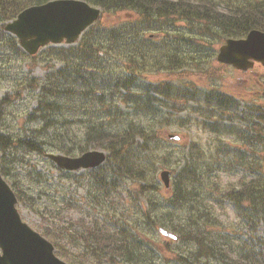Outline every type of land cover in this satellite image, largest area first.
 I'll return each mask as SVG.
<instances>
[{"label":"trees","instance_id":"trees-1","mask_svg":"<svg viewBox=\"0 0 264 264\" xmlns=\"http://www.w3.org/2000/svg\"><path fill=\"white\" fill-rule=\"evenodd\" d=\"M45 1L48 0H0V50L32 59L45 54L61 63L51 67L43 79L29 78L27 86L39 90L37 105L30 116L42 119L46 126H54L63 119L79 122L81 127L83 124V141L78 152L94 148L106 151L104 163L84 170L95 175L100 196L110 198L127 179L129 192L136 198L156 189L150 180V170L131 160V154L140 150L151 153L153 144H150L157 143L160 132L155 123L147 126L136 122L121 106L131 104L133 116L146 117L157 125L162 116L169 117L164 108L175 112L176 107L183 109L193 102L194 111L207 118L215 117L214 122L205 124L210 131L236 135L242 141L241 147L232 153L237 166L221 159L230 153L224 145L210 153L215 165L224 170L239 166L244 175L236 184L221 188L218 194L212 190L206 192L212 201L206 204L196 197L198 187L202 186L201 178L212 172L208 160H195L200 157L191 156L179 170H173L172 191L166 203L173 208L187 207V215L184 223L175 224L172 218L167 222L177 239L187 240L194 246L189 255L171 252L173 258L185 264H200L201 258L223 264H264V235L259 228L260 223L264 225V160H261L264 110L255 108L249 117L246 108L225 93L197 89L190 82L173 84L168 80H151L148 76L154 72L187 74L192 70V74L211 77L213 73L200 64L207 62V59L201 62V48H208L211 42L203 33L194 36L192 31H185L176 21L204 22L207 24L204 33L212 26L217 36L240 37L253 28L264 31V0H225L220 4L215 0H86L99 6L101 14L79 40L69 46L47 45L30 56L20 47L17 38L4 30V24L23 8ZM129 12L132 15L128 17ZM122 14L127 18L123 19ZM149 33L158 37H149ZM161 41L163 44L158 45ZM205 54L206 58H212L214 52L206 50ZM19 95L15 90L0 98V120ZM66 109L75 118H66ZM120 119L126 124L112 129ZM256 144H261V150L253 147ZM18 145L41 155L47 152L44 141L36 137H14L0 130L2 154ZM56 151L66 155L75 153L65 146L56 147ZM198 153L201 155L199 150ZM0 172L6 180L10 176L2 159ZM12 186L18 201H22L20 189L14 182ZM102 202L99 215L89 222L83 218L70 221L76 253L67 249L60 234L43 227L41 234L53 242L56 254L71 264H100L102 260L105 264H150L148 254L140 246L143 240L139 232L118 213L108 216L107 207H101ZM224 204L235 210L238 224L231 227L232 231L222 225L224 229L214 234L209 228L211 209Z\"/></svg>","mask_w":264,"mask_h":264},{"label":"rangeland","instance_id":"rangeland-1","mask_svg":"<svg viewBox=\"0 0 264 264\" xmlns=\"http://www.w3.org/2000/svg\"><path fill=\"white\" fill-rule=\"evenodd\" d=\"M215 1L218 4L225 2V0ZM130 14L132 13H127V15ZM122 18L126 19L127 16L122 14ZM176 23L182 26L185 31H192L191 34L194 36L203 33V36L211 42L208 48H201L203 52L201 62L205 59L207 62L200 64L203 69L207 67L208 72L213 73V75L211 77L195 75L192 74V70L187 71L188 75L179 72L173 75H168L165 72H154L148 74L149 79L168 80L174 83L191 82L198 87L219 89L238 99L246 108L249 117L255 108L264 110V96L262 95L264 68L261 65L255 64L252 69L245 73L235 71L229 66H223L217 63L215 59L217 49L225 39L222 34L215 35L213 33L215 28L212 26L204 33L207 25L204 22L176 21ZM168 32L172 34V29H169ZM195 40L199 41L197 38ZM161 44H163L162 41L158 45ZM206 50L214 52L212 58H206ZM53 59L45 54L36 55V58L32 59L20 53L0 50V98L6 92L11 93L15 90H18L20 94L5 110L3 119L0 120V130L9 132L14 137H36L44 141L47 152H59L56 151V147L65 146L75 152L73 155H79L78 146L83 141L84 125L82 123L81 127L79 122H66L63 119L54 126H46L42 119L30 116L37 105L39 90H32L27 86V82L31 76L43 79L51 67L61 64ZM121 107L136 122L147 126L155 123V127L157 126V130L160 132L157 143L150 144H153L151 153L148 150H140L131 154L133 156L131 160H135L138 165L150 170V180L154 183L156 190L148 191L133 198L128 188L130 181L124 179L119 190L113 191L110 198L103 199L100 196L95 175L91 172L79 170L65 174L44 155L28 151L22 145H18L5 154L0 151V159L5 160L10 172L7 179L8 183L11 185L14 182L20 189L22 201H18L16 207L22 220L34 230L41 234V227H43L55 234H60L67 249L76 253L77 248L72 241L74 229L70 230V221L83 218L89 222L99 215L100 203L104 200L101 207L103 209L104 206L107 207L108 216L112 215L113 212L118 213L119 216L127 219L135 231L139 232L143 240L140 246L142 251L148 254L147 258L150 264H185L176 261L171 252L189 255L190 251L194 249L192 243L182 239L169 240L160 234L158 227L161 226L172 231L170 222H167L169 218H172L175 224L184 223L187 207H169L166 203V197L171 194L172 189L171 187L168 189L164 187L159 173L162 169L170 170V183L172 185L173 170H179L186 160H191V156L200 157V159L194 158L195 160H208V168L212 172L206 178H201L202 186L198 187L201 192L197 190L199 196L196 199L200 200L201 198L206 204H211L212 201L209 200L210 197H207L206 192L212 190L216 194L220 193L224 186L236 184L239 178L244 175V171L239 166L229 170L220 169L215 165L210 153L224 145L230 149V155L221 156V159L228 160L233 166H237L238 164L232 160V158L234 159L232 153L236 148L241 147L242 141L237 139L235 135L224 134L220 136L205 129L203 122L201 125L199 124L202 117L194 112L190 105L183 109L178 106L175 112L164 108V111L170 113L169 117L162 116L157 125L156 122L146 117L133 116L131 104ZM166 112L164 113L166 114ZM64 114L70 120L75 118V115L68 109L64 111ZM213 119L206 118L207 121ZM124 124L126 121L120 119L112 126V129L121 128ZM173 133L179 135L181 139L172 141L166 137L167 134ZM253 147L260 149L262 146L256 144ZM261 156V160H264V152H261ZM13 189L15 188L13 187ZM93 194H95V198ZM119 194L122 195L119 197ZM209 218L212 223L209 228L213 230L214 234L219 233L224 228L232 231L231 227L238 224L235 210L228 204L221 207L215 205L211 209ZM222 225L224 228L221 227ZM259 228L264 235L262 223L259 224ZM105 263L102 260L100 264ZM199 263L223 264L219 261H205L203 258L200 259Z\"/></svg>","mask_w":264,"mask_h":264},{"label":"water","instance_id":"water-1","mask_svg":"<svg viewBox=\"0 0 264 264\" xmlns=\"http://www.w3.org/2000/svg\"><path fill=\"white\" fill-rule=\"evenodd\" d=\"M100 9L84 0H49L20 11L4 29L19 39L21 47L35 54L46 44L73 43L99 16ZM217 60L246 71L254 61L264 65V31L251 29L245 38H228L219 47ZM168 138L177 140L176 134ZM58 167L65 170L95 168L106 159L105 151L91 149L76 156L47 153ZM166 188L170 171H160ZM14 191L0 173V264H70L54 252V245L25 221L16 207ZM159 232L171 239L176 235L164 227Z\"/></svg>","mask_w":264,"mask_h":264},{"label":"flooded vegetation","instance_id":"flooded-vegetation-1","mask_svg":"<svg viewBox=\"0 0 264 264\" xmlns=\"http://www.w3.org/2000/svg\"><path fill=\"white\" fill-rule=\"evenodd\" d=\"M255 64H259V65H261L263 68H264V66L261 64V63H259V62H257V63H255ZM229 67H232V66H229ZM233 68V67H232ZM234 70L235 71H239V70H237V69H235L234 68ZM241 72V71H240ZM243 73V72H242ZM213 91H218V92H222L221 90H219V89H212Z\"/></svg>","mask_w":264,"mask_h":264}]
</instances>
